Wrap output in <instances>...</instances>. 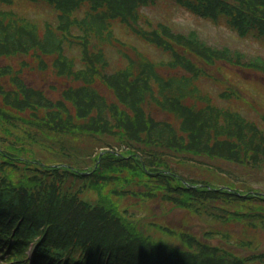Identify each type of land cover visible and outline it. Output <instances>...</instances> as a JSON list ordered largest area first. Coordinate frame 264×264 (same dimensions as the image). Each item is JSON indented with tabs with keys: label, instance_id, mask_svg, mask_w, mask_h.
Masks as SVG:
<instances>
[{
	"label": "trees",
	"instance_id": "1",
	"mask_svg": "<svg viewBox=\"0 0 264 264\" xmlns=\"http://www.w3.org/2000/svg\"><path fill=\"white\" fill-rule=\"evenodd\" d=\"M30 1L55 8L59 23L43 25L5 9L13 0H0L1 263L27 264L32 244L34 264L263 263L262 256L239 257L191 234L147 224L161 232L155 237L140 227L141 217L138 223L101 193L112 184L109 195L160 197L221 226L264 224V196L252 188L208 187L170 166L203 164L213 170L203 157L246 170L264 168L263 131L234 112L191 102L193 77L203 73L194 59L262 72L264 60H245L243 53L212 45L198 32L145 18L142 9L160 0ZM172 1L264 40V0ZM119 22L171 54L173 68L186 71L187 78L165 75L142 57L111 70L105 47L120 46L114 31ZM49 72L54 79L47 78ZM39 76L52 83L38 84ZM95 147L105 151L97 168L101 151L94 154ZM87 190L100 193L96 204L81 198ZM206 236L224 238L214 231Z\"/></svg>",
	"mask_w": 264,
	"mask_h": 264
},
{
	"label": "rangeland",
	"instance_id": "2",
	"mask_svg": "<svg viewBox=\"0 0 264 264\" xmlns=\"http://www.w3.org/2000/svg\"><path fill=\"white\" fill-rule=\"evenodd\" d=\"M5 8H9V6L7 5ZM13 8L14 10L23 13L40 23L50 22L55 24L57 22V13L53 8L45 4L35 5L23 0L21 2H17ZM144 13L152 22L166 21L167 23L175 25V27L180 31L196 29L201 34L202 38L207 40V42L212 45H226L232 49L243 51L248 56L261 55L264 57V40H258L252 36L242 37L238 34V32L228 26L196 17V15L194 16L186 9L178 7L170 0H163L156 6L144 8ZM115 31L117 36L124 41H128L137 46L141 51L145 52V54L153 59V61L167 58V55L151 44H146L145 42L139 40L133 33L124 28V26L116 24ZM75 53H77V51H75ZM107 53L114 68L123 66L124 61L119 57L113 47H109L107 49ZM211 73H216L217 76L221 78V71L212 70ZM224 75L227 76L229 81L235 82L241 86L243 93L240 101L222 100V98L218 96V93L225 89V87H223L225 84L223 85L220 81L215 82L210 81V78H203L199 83V87L203 91L208 92L217 104L232 107L241 112L247 118L256 120L264 127V121L259 114L264 111V75L252 71H246L241 68L229 69V71L224 72ZM47 78L52 80L54 79V75L49 72ZM36 82L38 84H42L46 88L47 85L51 83L50 81L45 82L42 80L41 76L36 78ZM228 166L231 167L229 176L234 182L240 184V180L244 179V181L253 186V188L264 191V168L255 169L250 167L249 170H246V168L241 166L236 167V164ZM225 168L227 169V167ZM191 169L186 170L185 168L178 166V170L189 177L203 178L202 175L207 176L205 171H201L200 174L202 175H200L198 174L200 169ZM209 176H213V174ZM211 183H214V180H212ZM135 189H138V187H135ZM133 201H135L133 197L125 198L122 201L121 206L129 207V204ZM146 206L153 209L156 215L155 218L148 220H152L168 228L190 232L202 240H205L203 233L207 231L211 225H213V223L208 219L197 217L186 210L172 208L169 204H160L158 200H149ZM141 209L143 211H140ZM140 210L135 208L132 210L130 209L131 212L135 211L139 214L146 213L144 211L145 208H140ZM224 229L230 230L233 237H239L243 233V239L254 238L255 245L258 246V248L254 251H264V227L254 228L250 227V225L245 226L232 223L225 226ZM210 242L213 244H221L225 248L231 249L239 255H247L249 253L247 249H243L241 247H229L225 244V242L216 238Z\"/></svg>",
	"mask_w": 264,
	"mask_h": 264
}]
</instances>
